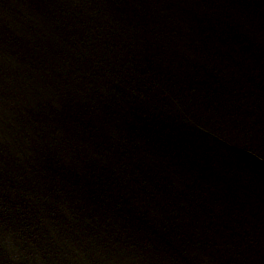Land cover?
<instances>
[{"label":"water","instance_id":"obj_1","mask_svg":"<svg viewBox=\"0 0 264 264\" xmlns=\"http://www.w3.org/2000/svg\"><path fill=\"white\" fill-rule=\"evenodd\" d=\"M0 264H264V0H0Z\"/></svg>","mask_w":264,"mask_h":264}]
</instances>
